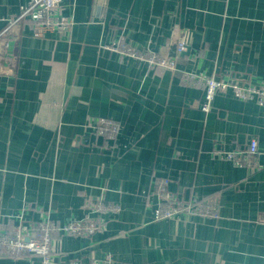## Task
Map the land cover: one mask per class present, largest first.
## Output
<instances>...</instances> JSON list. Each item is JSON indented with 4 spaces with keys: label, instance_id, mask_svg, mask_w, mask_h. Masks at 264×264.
<instances>
[{
    "label": "crops",
    "instance_id": "0c3cea01",
    "mask_svg": "<svg viewBox=\"0 0 264 264\" xmlns=\"http://www.w3.org/2000/svg\"><path fill=\"white\" fill-rule=\"evenodd\" d=\"M30 0H0V30ZM68 31L8 38L0 74V230L48 217L79 220L102 201L105 228L89 238L55 233V264H264V109L218 93L208 114L182 73L264 83V0H62ZM15 36V37H14ZM170 53L175 70L110 51ZM98 118L117 139L93 135ZM235 167L216 151L244 150ZM180 201L216 206L218 218L154 219L156 183ZM19 217V218H17ZM0 264H42L0 256Z\"/></svg>",
    "mask_w": 264,
    "mask_h": 264
},
{
    "label": "built area",
    "instance_id": "2783aa9c",
    "mask_svg": "<svg viewBox=\"0 0 264 264\" xmlns=\"http://www.w3.org/2000/svg\"><path fill=\"white\" fill-rule=\"evenodd\" d=\"M62 0H30L19 13L9 20L0 30V42L5 40L3 48L4 59L7 50L8 38L12 35L14 27H20L26 21L33 25V36L40 37L47 31L65 32L71 22L59 16ZM15 37V36H14ZM121 56L135 59L149 66L166 70H175V64L180 54L185 51L182 43H177L170 53L157 54L148 51L139 52L124 41L106 46ZM181 81L185 85L201 87L204 93V102L200 110L206 115L211 109L214 97L218 93L230 92L234 98L242 101H254L264 109V83L257 86L245 83L238 79L223 81L214 77H205L200 74L182 73ZM93 135L107 141H115L120 132L119 124L109 118H98L91 126ZM258 153V144L252 139L244 150L216 151V155L223 161L235 167L252 166ZM167 180L162 179L156 183L157 203L154 209V219L178 220L181 216H199L201 218H218V209L204 201H180L165 190ZM119 210L116 205L108 206L102 201L89 204L86 214L79 220H71L58 225L48 217L32 223L26 228L12 227L9 220L8 229L0 230V256L11 258L39 257L42 264H55L53 251V235L55 233L65 236L89 238L102 232L105 226L103 215L115 213ZM19 218V217H17ZM20 219V218H19ZM67 264H107V262L92 261L84 263L77 259Z\"/></svg>",
    "mask_w": 264,
    "mask_h": 264
},
{
    "label": "water",
    "instance_id": "95a60500",
    "mask_svg": "<svg viewBox=\"0 0 264 264\" xmlns=\"http://www.w3.org/2000/svg\"><path fill=\"white\" fill-rule=\"evenodd\" d=\"M19 27H14L10 34L18 36L19 33ZM5 45V40L0 42V74H4V75H11V68H13V61L14 59L10 60V63L8 65V67L3 66V62H4V53H3V48Z\"/></svg>",
    "mask_w": 264,
    "mask_h": 264
}]
</instances>
